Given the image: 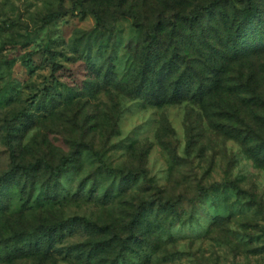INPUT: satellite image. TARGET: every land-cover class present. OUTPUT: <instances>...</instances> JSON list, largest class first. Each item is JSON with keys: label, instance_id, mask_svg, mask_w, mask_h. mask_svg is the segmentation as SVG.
<instances>
[{"label": "rangeland", "instance_id": "374dc122", "mask_svg": "<svg viewBox=\"0 0 264 264\" xmlns=\"http://www.w3.org/2000/svg\"><path fill=\"white\" fill-rule=\"evenodd\" d=\"M213 1L0 0V174L11 167L4 124L39 101L45 106L36 127L18 139V160L57 165L76 154L55 195L45 170L25 194L9 190L0 212V264H82L75 247L95 237L83 225L65 226L40 253L28 246L42 236L41 225L73 217L109 226L106 239L125 238L133 213L149 199L180 203L174 213L151 216L147 242L131 256L135 264H264V164L226 133L258 127L264 113L232 85L240 72L264 92V53L243 58L205 103L155 106L129 92L145 29L162 14L176 24ZM75 2L97 7L102 21ZM256 2L261 19L254 27H261L264 0ZM122 9L137 20L115 14ZM60 10L65 15L49 22ZM205 27L222 25L215 17ZM100 161L134 176L109 175ZM229 182L240 190L205 192ZM110 257L90 264H109Z\"/></svg>", "mask_w": 264, "mask_h": 264}, {"label": "trees", "instance_id": "16d2710c", "mask_svg": "<svg viewBox=\"0 0 264 264\" xmlns=\"http://www.w3.org/2000/svg\"><path fill=\"white\" fill-rule=\"evenodd\" d=\"M237 2H243V5L237 7L235 4ZM74 4L82 7L81 2ZM82 10L91 12L98 22L102 21L99 9L94 5L82 7ZM65 13L66 11L60 10L50 15L49 22L55 21ZM115 14L137 20V16L123 9L117 10ZM215 17H218L222 27H205L206 21ZM259 19L260 10L256 0H231L229 3L214 0L207 7L199 5L196 15H183L176 24L170 17L160 15L151 27L145 29L130 95L143 98L155 106L177 104L187 100L202 103L211 100L218 95L215 92L218 88L228 84V72L236 65L239 66L243 58L264 53V20L258 24L261 27H254ZM183 25L188 27H182ZM48 56L55 68V55L49 52ZM23 64L28 69L34 67L31 57ZM235 81V85H232L235 94H240L243 100L264 113V92H260L259 89L257 91L252 79L244 77L240 72L236 75ZM44 106L45 103L39 101L34 109L16 112L4 124L11 167L0 174V212L7 208V205L3 204L8 198L9 190L15 187L21 194H25L28 186H31V189L36 186L44 170L49 177V191L55 195L57 181L76 161L74 152L62 157L57 165H51L43 158L29 164H22L18 160V139L21 141L36 127L38 122L36 112ZM226 133L248 145L258 162L264 164V114L258 119V127L247 125L244 131L235 128L227 130ZM252 141L254 143H251ZM100 164L109 175L117 174L124 180L134 176L133 173H129L126 177L120 171L111 170L103 161H100ZM221 186L240 190L235 183L229 182L216 183L205 189V192ZM4 191L6 195L3 194ZM179 203V199L166 202L159 200V203L149 199L142 202L132 215L125 238L115 234L106 239L110 227L99 226L84 217H73L67 221L41 225L39 230L42 236L28 248L40 253L43 248L50 247L57 235L60 237L65 226L79 224L96 237L75 247L82 264H90L91 261L101 262L106 256H111L109 264H135L131 256L139 255L147 242L151 216L156 213L157 218L158 212L174 213Z\"/></svg>", "mask_w": 264, "mask_h": 264}]
</instances>
